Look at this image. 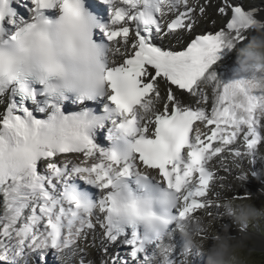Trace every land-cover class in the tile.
I'll return each mask as SVG.
<instances>
[{
	"label": "snow or ice",
	"instance_id": "snow-or-ice-1",
	"mask_svg": "<svg viewBox=\"0 0 264 264\" xmlns=\"http://www.w3.org/2000/svg\"><path fill=\"white\" fill-rule=\"evenodd\" d=\"M209 7L0 0V264H44L49 251L64 264L93 246L99 264H129L120 247L132 264L205 259L221 235L199 213L235 215L231 201L249 198L221 204L220 172L264 183V71L217 70L264 32V8L214 0L220 26L197 33ZM190 229L193 245L182 238L176 255Z\"/></svg>",
	"mask_w": 264,
	"mask_h": 264
},
{
	"label": "rangeland",
	"instance_id": "rangeland-1",
	"mask_svg": "<svg viewBox=\"0 0 264 264\" xmlns=\"http://www.w3.org/2000/svg\"><path fill=\"white\" fill-rule=\"evenodd\" d=\"M253 2L264 4L262 0H253ZM213 8L214 6L210 7L206 16L200 20V23H205L203 26L207 25V30H211L210 26H212L214 23L216 24V20H214L215 18L211 16L215 13ZM262 44H264V39L260 42L248 41V43L244 45L243 49L233 53L230 56V64L223 70L227 77L231 74V70L236 65V63L242 71L252 66H258L261 68V71H264V47L260 46ZM257 154L259 160L255 164V168L258 172H261L262 176H264V161L261 160V157H264V146L258 148ZM245 163H243V168L245 171H248L249 168H247ZM238 173L239 170L233 167L232 174H222L226 177V187L216 189L221 193V204L225 203L227 198L232 197L234 194L240 193V191H243L240 189L241 186L248 188L246 186L247 184L244 182L242 183L237 179ZM249 179H255L254 181L256 182H259L260 180L252 178L250 175L247 181H249ZM240 195L248 196L249 198L243 200L235 199L231 201L233 208L237 210L235 215L227 214L225 209L221 207L218 210L221 215H216L215 219H212L208 217L207 213L201 211L199 213L201 222L208 228V234L215 237L217 232L220 233L222 230L228 231V229H234L236 226L241 227V220H243L245 222L246 230L241 232L244 236H246L247 239L238 240L237 242H235L236 240H231L230 243L233 247H230V243L225 245L228 252V258L231 257L234 261V264H264V241L258 240V236L256 235L259 233V235L264 237V196L257 197L253 194L246 193ZM246 207L253 208L255 212L259 214H256L249 219H239V210L241 208L245 209ZM213 212L216 213L217 210L213 209ZM233 235L231 237H233ZM204 244L207 246L206 241ZM217 249L219 248H216V246L209 248L205 253V259L203 261L209 264V256L214 250ZM196 264H198V262H196Z\"/></svg>",
	"mask_w": 264,
	"mask_h": 264
},
{
	"label": "bare ground",
	"instance_id": "bare-ground-1",
	"mask_svg": "<svg viewBox=\"0 0 264 264\" xmlns=\"http://www.w3.org/2000/svg\"><path fill=\"white\" fill-rule=\"evenodd\" d=\"M257 5L259 7L264 8V4L257 3ZM208 9H207V11H208ZM214 15L215 14H213L211 16L216 19V24H214L213 26H210L211 29L218 28L220 26V24H221L220 19L217 16H214ZM201 29L204 30V29H207V28H206V26H203V27H201ZM255 36H256L255 38L251 39V34H250L249 41H254V42L262 41L264 39V32L257 31L255 33ZM229 64H230V56L226 57L225 60L219 65V67L217 69L218 72L221 74V76L227 77V75L225 74V72H223V70ZM161 88H162V91H163V86H161ZM261 147H263V146H261ZM258 160L259 159H258V154H257V161ZM247 164H248V162H247ZM222 174H224L223 171L220 172V175H222ZM259 181L261 182V180H259ZM260 182H256V181L250 180V179H249V181H245L244 183L247 184L246 186L248 188H245V186L244 187L241 186L240 189L243 190L244 192L240 191L239 194H245V193L246 194H253V195L257 196V197L264 196V183H262V182L260 183ZM2 211H3V209H2V200H0V214H2ZM192 228H195V224L192 225ZM240 229H241V227L236 226L234 229H231V230L228 229V231L222 230L220 232L221 237L219 239L215 240L213 246H216V248H220L221 246H223V244H224V246L228 245L230 243L228 237L232 236L233 234L234 235H233V239L232 240H236L235 242H237L238 240L247 239L246 236H244L242 234ZM193 234L194 233L191 231V229L189 231H187V234H186L187 239H184V241L186 242V246L193 245V241L195 240V237L193 236ZM250 235H252V234H250ZM256 235L258 236V238L256 237L258 240H263L264 241V237L263 236L259 235V233H257ZM180 242H181V238L178 240V244H177L179 248H181V243ZM87 243L90 244L91 241L89 240ZM81 246L83 247L84 245L82 244ZM120 248L115 249V251H117L119 253L121 261L128 260V257H126L125 253H123V249H125V248L124 247H120ZM52 254H54L56 257L58 256L54 251H49V253L47 255H52ZM75 254H76L75 256L79 255L80 259H81V257H83L85 262H87L88 260H91V261H93V264H99V258H100L101 252L95 246H93V247H87L84 252L77 251ZM80 259L78 260L79 262L72 260V261H70L67 264H80ZM187 260H188V264H196V259H194V257H192V256H189L187 258ZM128 262H129V260H128ZM44 264H50V263L46 261V262H44ZM129 264H130V262H129ZM202 264H204V262H202Z\"/></svg>",
	"mask_w": 264,
	"mask_h": 264
},
{
	"label": "clouds",
	"instance_id": "clouds-1",
	"mask_svg": "<svg viewBox=\"0 0 264 264\" xmlns=\"http://www.w3.org/2000/svg\"><path fill=\"white\" fill-rule=\"evenodd\" d=\"M264 47V44L260 45ZM256 215L254 209L250 207L245 208V213L243 216L238 217L239 219H249ZM209 264H232V261L228 258V252L226 246H221L219 249L214 250L209 256Z\"/></svg>",
	"mask_w": 264,
	"mask_h": 264
}]
</instances>
